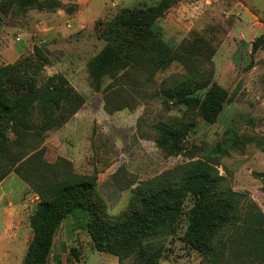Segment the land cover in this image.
<instances>
[{
  "label": "rangeland",
  "instance_id": "1",
  "mask_svg": "<svg viewBox=\"0 0 264 264\" xmlns=\"http://www.w3.org/2000/svg\"><path fill=\"white\" fill-rule=\"evenodd\" d=\"M161 1L92 0L78 6L74 0H52L55 5L21 12L16 0H0V67L32 56L43 65L40 84L61 75L83 98L62 127L44 134L37 149H44L43 159L49 164L64 158L75 173L96 174L93 201L108 216L124 221L139 210L132 205L137 188L164 179L175 182L191 165L203 163L224 189L243 196L231 226L218 235L224 239L221 264H264V42L254 45L264 36V0H175L141 36L148 51L143 44L135 50L138 55L171 59L170 65L148 71L137 57L139 63L104 78L95 89L89 62L105 48L102 34L108 25L124 10ZM191 78L202 87L194 96L203 97L213 84L228 91L215 124L207 123L197 107L162 98L164 91ZM179 121L194 123L185 140L175 149L159 147L155 126ZM8 135L11 141L15 138ZM30 146L21 152L11 149V160H0V184L7 181L3 191L14 193L2 201L0 227L21 229L22 239L33 233L30 218L39 202L15 173L35 153ZM26 203L30 206L22 208ZM192 206L188 197L174 229L142 240L150 254L161 253L157 264H210L184 240ZM66 221L49 264L140 263L139 250H97L86 231V213ZM10 241L0 233V264Z\"/></svg>",
  "mask_w": 264,
  "mask_h": 264
},
{
  "label": "trees",
  "instance_id": "2",
  "mask_svg": "<svg viewBox=\"0 0 264 264\" xmlns=\"http://www.w3.org/2000/svg\"><path fill=\"white\" fill-rule=\"evenodd\" d=\"M175 0H162L155 6L139 10H124L102 34L106 46L89 62L91 85L99 90L104 78L115 77L131 63H140L147 70L158 72L166 69L171 59L156 55H138L135 50L143 43L141 36L149 30ZM18 10L42 8L56 3L52 0H16ZM61 6V5H60ZM134 39V43H130ZM264 42V36L255 46ZM144 49L148 48L143 44ZM37 50V48H36ZM42 62L26 57L13 64L0 67V160H11L10 150L20 152L32 142L35 153L16 169L17 176L32 188L39 202L30 218L33 239L29 244L24 264H49L56 235L65 220L79 212L86 213V231L95 248L101 252L139 250V264H157L161 253L150 254L142 247V240L174 229L188 197L193 206L188 214V226L184 240L210 264H221L225 259L219 232L231 226L233 216L239 210L243 196L224 189L220 178L203 163L191 165L175 182L164 179L150 187H140L134 192L132 205L138 206L129 217L121 221L108 216L101 205L93 199L97 188V175L75 173L72 163L59 158L55 163L44 161V149H37L44 134L60 128L83 104L68 81L54 75L39 81ZM152 72V73H153ZM196 78L182 82L162 93L168 103L177 102L188 108H199L202 118L215 124L221 115L229 93L213 84L203 97L194 96ZM194 123L175 122L158 124L157 144L161 148H178L190 133ZM9 133L14 135L11 141ZM216 242V243H215Z\"/></svg>",
  "mask_w": 264,
  "mask_h": 264
},
{
  "label": "crops",
  "instance_id": "3",
  "mask_svg": "<svg viewBox=\"0 0 264 264\" xmlns=\"http://www.w3.org/2000/svg\"><path fill=\"white\" fill-rule=\"evenodd\" d=\"M74 2L78 6H88L92 3V0H74ZM106 7H107V5H106ZM6 182L7 181H4L3 183L0 184V206H1L2 201L4 200L5 197H9V196L14 194L12 191H3V187L6 184ZM20 186H22L21 183H20V185L18 184V187H20ZM28 206H30V205H28V203H26V204H24V206H22V208L28 207ZM0 228H1L0 233L3 234L5 237H8L9 239H11V241L8 242L9 244L7 243V247L5 250L6 254L3 258L2 264H21V258H23V257L24 258H23L22 264H24V260H25V256H26L27 251H28L29 244L31 243V241L33 239V233H31L30 237H25L24 239H22V237H21L22 233L20 232L21 229H10V227H6V225H2ZM63 228H64V224L62 225V227L60 228V230L58 231V233L56 235V238H55L54 244H53V249L56 246L57 239L59 238L62 231L64 230ZM30 230L32 231V228H30ZM66 244H67L66 242L61 244L62 249H64ZM19 247L22 249H19ZM23 247H24V249H25V247H27L25 254H23L24 253ZM53 263L51 262L50 264H53Z\"/></svg>",
  "mask_w": 264,
  "mask_h": 264
}]
</instances>
